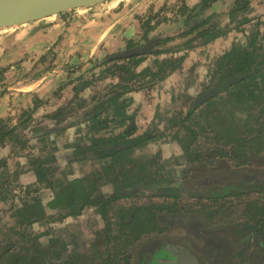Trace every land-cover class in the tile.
I'll list each match as a JSON object with an SVG mask.
<instances>
[{"label": "rangeland", "instance_id": "rangeland-1", "mask_svg": "<svg viewBox=\"0 0 264 264\" xmlns=\"http://www.w3.org/2000/svg\"><path fill=\"white\" fill-rule=\"evenodd\" d=\"M141 1L136 4L131 0H109L104 3L105 5L100 4L99 7L103 8L104 6L105 14L101 13L96 17V21L99 23H108L109 18L111 20L118 14L128 13L125 14L122 25L115 27L108 36L113 40L108 44L102 43L90 59L96 61L95 66L93 64L90 66L88 62L70 65L73 55H67L69 59L65 56L63 58L60 55L64 54L65 50L64 52L60 51L56 46L52 48V51L47 52L46 48L49 43H45L41 49L38 48L40 50L37 52L32 48L35 49L38 46L35 43H30L25 49L19 50L17 57L8 55L6 59L10 57L9 63H5L2 61L3 55H7L9 50L3 43L6 38L5 34L11 33V28L0 30V105L9 101L13 103L12 110L8 106L7 114H3V112L0 114L3 116L0 117V121L7 127H16V136L27 141L25 149L22 150L9 142L12 139H5L0 144V158H6V169L0 170V184L4 181L2 191L0 187V252L12 240L18 243L12 253L23 254L25 252L27 255L25 248L30 245L34 246L33 250L37 253H42L39 262L37 260L34 264H52V262L62 264L70 256L81 255V253L90 256L94 251L101 253L100 243L103 240L101 237L103 227L97 210L85 208L78 217L56 220L60 212L47 206V203L54 197V190L58 191L75 179H81L84 190H88L91 187V181L97 179L95 190L99 194L108 196L116 188L127 187L141 177L144 184L161 181L180 182L186 184L187 186H183L190 192L193 189V184L203 175L201 171L196 174H192L190 170L187 171L189 167H193L199 162L198 159L195 161L197 155H201L203 158L208 155V158L215 161L217 159L216 149L220 147L227 151V147H235L233 139L238 136L248 138L249 135H252L253 139L249 142H256L255 140L260 137L264 139V93L256 102L246 100L244 94L242 101H238L230 96L234 94L232 90H227L218 96H213L212 104L203 103L202 106L200 104L199 108L192 112V116L183 123L184 126H189L196 131V142L190 149L187 148L190 139L182 129L180 120L186 117L190 104L188 99H197L216 88L212 81L214 64L232 45L245 46L248 34L254 31V22L239 28L238 31L235 30L237 29L235 26L245 16L251 18L255 14L264 12V0H257V4L253 2L254 8L245 13H237L231 20L227 17V10L232 4V0H219L214 4V14L216 19H219L218 27L223 31H227V28L230 31L224 37L218 38L208 45L195 47L189 54L188 52L184 53V50H179L187 58L186 66L182 67V72L179 71L180 73L174 74V77L170 79H167L168 76L165 80L155 81L150 89L132 93L125 98V103H128L125 112L127 116H132L134 119L135 134L143 132L158 134L161 132L163 136L133 148L129 155L120 154L119 162H115L116 164L110 168H106L113 162L109 158L74 160L75 149L91 145L97 137L116 135L123 131L127 125L114 122L110 124L109 129L97 132L91 129L93 122L86 120V117L82 115L84 109H79L80 104L85 103L86 106H89L93 99H98L111 85V78L105 70L110 65L96 66L101 64L105 56L125 50L127 43H137L143 33V24L146 22L147 16L154 15L163 7H165L164 12L153 21L154 29L149 35L158 39H162L164 37L162 35L165 33L174 35L177 33L176 30H173L176 24L161 23L162 17L170 19L171 22L178 20L179 18L174 12L181 7V4L184 3L190 8L192 3L197 0H151L154 1L153 3H149L148 0ZM156 3H162V5L154 6ZM93 7L95 6L91 8ZM157 20L158 23H155ZM35 22L37 23V21ZM35 22L27 24L33 25L30 23ZM260 23L259 42L264 48V16L260 17ZM27 24L20 25L22 26L20 28L26 27L24 25ZM240 29L244 32H240ZM183 41V39H179L169 42L164 47L175 48L178 43ZM42 53L43 56L46 55L45 65L38 64L33 68V64L41 58ZM66 53L68 54L67 49ZM158 59H162V56ZM154 60V57L149 58L137 70L140 71L147 66L155 69ZM183 64H185V60ZM65 67L68 71L63 70ZM88 68L92 70L89 71ZM41 69H43L42 72ZM46 73L50 74L41 84L39 93L35 92L39 85L37 82L39 77ZM58 75L62 77L60 82L55 81ZM67 80H72L73 83L67 88H62L59 92V87ZM86 82L87 84L84 86ZM74 86L78 88V100H73ZM235 89L234 91H236ZM13 94L20 97L16 99V97H12ZM59 110L61 112L58 114ZM27 117H30L31 120L26 122ZM256 129L260 133L258 137H255L257 134H253ZM41 137L42 139L39 140ZM6 152L7 155L3 156ZM187 153L193 156L196 154L195 159L189 160ZM221 157L227 158V156ZM36 158L48 161L47 166L50 169V174L47 179L53 186L52 189L40 188L36 193L30 195V197H36L45 207L46 219L25 227L24 224H21L20 219L15 217L14 210L33 204L30 197L26 196L25 199H21L20 196L24 195V188L36 183L33 169L29 164V161ZM225 166L224 170L227 169ZM198 167H202V165L200 164ZM196 169L200 168L194 167L191 171ZM141 185L132 188L134 192L130 198L119 200L108 208V216L112 221L118 218L122 210L129 207H141V209L150 207V205L158 208L169 207V204L166 205V201H162L163 205L160 206L161 200L154 198L150 193L143 192ZM179 194L180 206L182 208L184 206L185 213H189V210L192 209L197 210L201 215L209 214L212 211L211 214L214 217L208 224L217 227H227L229 222L244 224L249 213L256 210V203L258 205L264 203V194L234 197L229 203L226 195L214 202H201L202 204L198 206L193 205L194 198H191L190 195ZM155 204L157 205L155 206ZM245 209L249 212H246ZM28 211L29 209L27 213ZM171 232L175 233L174 230ZM90 244H92V249L88 247ZM244 245L245 242L242 241V246ZM115 248L120 253L119 249L125 248V243L123 241L121 244L116 243ZM160 252L165 254L169 261L162 260L159 264H174L175 254H171L168 250ZM234 256L230 258V260L233 259L230 264H241L242 261L244 264H259L252 260L251 247L249 246ZM8 257L2 258L0 264H10L11 259L9 260ZM103 259L104 257H101L99 261L101 262ZM89 260L84 262H88V264L95 262V258ZM115 261L120 263V258L115 257ZM156 263L157 261L151 257L147 264Z\"/></svg>", "mask_w": 264, "mask_h": 264}, {"label": "trees", "instance_id": "trees-1", "mask_svg": "<svg viewBox=\"0 0 264 264\" xmlns=\"http://www.w3.org/2000/svg\"><path fill=\"white\" fill-rule=\"evenodd\" d=\"M218 0H201L195 7L189 8L184 3L181 4V7L178 9L177 14L179 16L178 22V33L175 36H186L185 42L183 43V47L185 49L191 50L197 46H205L214 40L224 37L230 30L227 28L226 30H221L219 25V19H216V15L214 14L212 7L213 4ZM253 0H234L233 7L236 9L234 11L229 12L228 18L233 19L237 13L247 12L250 10V4ZM165 7L161 9L164 11ZM160 12V11H159ZM159 12L151 17L147 18V21L143 24V39L146 40V35L148 31L152 28L150 25L151 21L156 20ZM264 16V12L255 14L251 18L245 16L239 20L237 25L235 26V30H239V28L250 25L252 22L254 25V31L248 34L247 43L245 46L232 45L230 49L223 54L214 64V70L212 74L213 86L215 84L216 88L212 89L213 96H218L227 90H232L230 96L235 100L242 101L243 94L246 97V100L258 101L264 93V48L259 42V26L260 17ZM164 19V18H163ZM163 19L161 21H163ZM230 20V21H231ZM158 23V20L155 21ZM233 29V28H232ZM234 30V29H233ZM240 32H244L240 29ZM172 37H166L163 39L164 42L172 40ZM169 38V39H168ZM163 42V43H164ZM160 44V43H159ZM131 47V42L128 43V47ZM162 56V59H158ZM150 57H154V64L156 66L155 69L151 66H147L142 68L140 71L137 68L140 67L141 64L145 63ZM185 59V55L182 56H174L172 50H163L155 52L151 55L140 56V57H131L128 59H121L115 61H109L108 56L102 59L100 65L96 67L109 66L106 70L108 76L111 78V85H109L108 90H106L98 99H93L89 106L86 104H80L79 109H84L83 116L86 117V120L92 121L91 129L95 131H104L109 129L110 124L116 122L119 124L126 123L125 129L117 135L111 137H97L94 139V142L82 149H75L74 160H90V159H111L113 161L110 165L104 166L106 168H110L114 166L120 160V154L124 151H131L133 148L144 145L146 142L158 139L163 136V133L152 134L148 132H143L141 134H135L136 127L134 123V119L132 116H127L125 109L128 106V103H125L126 96L130 93L139 92L145 89H150L155 81L165 80L171 74L178 72L182 69V64ZM90 65L95 66L96 61H89ZM94 69V68H93ZM92 69L90 68L89 71ZM103 72H105L103 70ZM106 72L104 74H106ZM97 77L96 75H93ZM101 79V77H99ZM72 80H67L63 83L59 88V92L62 88H65L71 85ZM87 84L84 83V86ZM83 86V87H84ZM239 88L236 90L235 88ZM74 88V96L73 100H78V88ZM82 88V87H81ZM211 88V87H210ZM234 89L236 91H234ZM234 91V92H233ZM258 92V93H256ZM58 94V93H57ZM212 96V97H213ZM211 97V98H212ZM208 99L205 104H212L211 101L213 99ZM190 101L188 111L186 113V117L180 120V125H182V129L186 132L189 137V142L187 148L190 149L192 145L196 142V131H194L189 126H184L183 123L187 121V119L192 116V112L195 109L199 108L200 104H195L196 99H188ZM202 106V105H201ZM61 111H58V114ZM25 120L26 122L31 120L30 117ZM88 118V119H87ZM264 126V124H263ZM261 127V126H260ZM16 127H7L3 122L0 121V144L5 139H12L11 144L18 146L21 150L26 147V140L23 138L19 139L16 136ZM253 134H257L255 137L260 136L259 130H254ZM153 136H157L156 138H152ZM42 139L39 138V140ZM253 136L249 135L248 138H240V136L233 139L235 142V147L232 148L231 154L233 156L239 158H247L246 152L250 150H260L262 146L254 147L253 142H248L252 140ZM261 143L264 142L261 137L259 140ZM187 149V151H188ZM238 151H241L243 154L239 155ZM219 152L220 156H227V151L222 150L220 147L216 149ZM190 152V151H189ZM188 154V153H187ZM93 156V157H92ZM196 154L190 155L188 154L187 158L191 161L194 160ZM5 157L0 158V170L6 169ZM33 169V173L36 178V183L31 184L28 187L24 188L23 196H20L21 199H25L26 196L30 197V195L36 193L40 188H51L52 183L47 179L48 174H50V169L47 164L48 161L45 159L40 160L39 158L32 159L29 161ZM105 169V168H104ZM247 179L240 180V187L228 185L229 188H221L216 193H211L209 196L211 198H222L229 193L238 192L237 190H244L248 188L250 185L255 188H259L264 191V173H248ZM97 179H93L91 181V187L88 190H84L81 179H75L68 182L66 185L61 187L58 191L54 192L53 199L47 203V206L50 209H57L60 212V215L56 217V220H62L68 217H78L82 214L83 210L87 207H94L99 216L102 217L103 220H107V206L111 204L113 201L118 200L120 198L129 197L132 193L129 194H121L124 191L128 192L135 185L142 184V190L146 193H152L154 198H161L163 196L173 198V203L169 204L171 206V213L177 207V199L179 193H182L180 186L175 185V183H142V178H137L131 185L127 187L116 188L110 195L105 196L103 194H99L97 190H95V183ZM3 183L1 182V191L3 190ZM230 189H233L232 191ZM33 204L26 205L24 207H19L14 210L15 217L20 219L21 224H24L25 227L31 225L34 222H41L46 219V211L45 207L39 202L36 197H30ZM24 201V200H23ZM29 206L28 208H26ZM157 207L151 206V209H156ZM29 209L28 213L27 210ZM11 211V210H10ZM149 212V221L152 226H149L150 230L154 229V224H156V220L154 219V212ZM170 213V214H171ZM24 214V215H23ZM264 222V221H263ZM259 225L260 222H255ZM18 245L17 242L9 241L6 247L0 252V263H2V258L5 256H9L10 264H34L37 260L42 257V253H37V251L33 250L34 246L25 248L27 255L25 252L23 254L12 253L13 249ZM33 245V244H32ZM94 249V245H93ZM121 255V254H120ZM104 259L100 262V258ZM114 254L110 252H105L104 254L98 253L94 251L90 256L86 255H75L70 256L66 259L62 264H88V262H84L85 260H89L91 258H95V262H91L89 264H116L114 261ZM128 258L126 260H122L123 264H128ZM153 260H156L159 264L160 261H169L167 256L164 254L154 253L152 255ZM174 258V256H172ZM90 261V260H89ZM37 262V263H38ZM51 264V263H48ZM52 264H55L52 262Z\"/></svg>", "mask_w": 264, "mask_h": 264}, {"label": "flooded vegetation", "instance_id": "flooded-vegetation-1", "mask_svg": "<svg viewBox=\"0 0 264 264\" xmlns=\"http://www.w3.org/2000/svg\"><path fill=\"white\" fill-rule=\"evenodd\" d=\"M108 1H105L101 4L103 5ZM200 1L201 0H199L194 6L190 8L195 7ZM218 2L219 0L216 3ZM231 2L232 4L229 6V9L227 10V17L229 12L236 10L232 6L234 0H232ZM253 2L257 4L258 1L257 0L251 1L250 9L255 7V5L253 6ZM214 4L212 7L213 12L215 10ZM98 5L100 6V4ZM75 9L78 8L66 10L56 15L65 14L67 13V11H71ZM177 11H175L174 14L177 15V17L179 18ZM156 12H159V14L162 15L164 11H161V9H159ZM151 15L152 14L148 15L147 18L151 17ZM178 20L171 22L170 19L165 18L161 23H175L176 25L173 30L174 31L176 30L178 33L177 30L178 22H179ZM153 21H151L150 23L152 28L148 31L146 35V40L144 41L143 36L141 35V38L140 40H138L137 43L135 44L131 43L132 44L131 47L130 46L128 47V43H127V47L125 48V50L133 47L145 45L149 41H153V40L156 41V43L153 44L152 46V49H155V51L146 55H151L155 52L168 49V50H172L174 56H182L185 55L184 53L193 50V49L188 50L183 47V43L188 38H186V36L182 37L181 36L182 34L180 36L179 35L175 36L177 35V33H175L174 35L172 33H165L164 35L160 34L164 36L162 39H158L150 36L149 34L154 29ZM172 36H174L172 40H169L167 42L163 41L164 38L172 37ZM179 39H183L184 41L182 43L181 42L178 43L175 48L164 47L169 42H173ZM52 48L53 46L50 47L49 51H52ZM162 48H166V49H162ZM157 49L159 50L156 51ZM179 50H184V53L179 52ZM117 53H113L109 55L108 60L111 56ZM146 55H141V56H146ZM135 57H140V56H135ZM185 59H186V55H185ZM41 61L42 63H44L43 62L44 58L42 57L39 58L33 64V68H35ZM89 69L90 68H88V70ZM201 105H203V103H201ZM260 138L258 140H255L256 142L253 143V145L255 148L257 146H262V148L260 150L253 149L247 151L246 152L247 158L245 157L239 158L233 156L231 154L233 147H227L226 159L222 158L219 152H216L215 154L217 155L216 157L217 159H215V161L214 159L208 158V155H206L204 158L201 155H197L196 159L195 158L194 159L195 161L198 159L199 162L193 165V167H189L187 171L190 170L192 174H196L201 171L203 175L202 178H198L196 183L193 184L194 185L193 189L190 192L186 189V187H184L186 184H182L176 181H161V182L175 183V185L180 186L182 193H186L190 195L191 198H194L193 205L199 206L202 204L201 202L217 201L220 197L211 198V196L209 195L212 192L216 193L221 188L224 187L227 188V184L232 186L236 185L237 187H240L239 183L242 180L247 179V176L249 175L248 173H253V172L258 174L264 173V142L261 143L259 141ZM237 152L239 155L243 154L241 151L237 150ZM130 153L131 151H124L119 154L129 155ZM219 161H221L222 163H220ZM200 164L202 165V167H198ZM225 165L227 166V169L224 170L223 167ZM194 167L200 169L191 171V169H193ZM260 174L258 176H260ZM260 178L264 179L263 177ZM161 182L158 183L160 184ZM237 191L238 192H233V193L231 192L227 194L228 203L234 197H239V196L246 197V196L264 194V191H262L259 188H255L252 185H250L248 188L244 190H240V191L237 190ZM133 192H134L133 189H131L128 192L126 191H124L123 193L121 192V194L124 195L129 193L133 194ZM150 195L153 196L152 193H150ZM131 196L120 198L118 200L113 201L111 204L107 206L106 208L107 211L108 208L113 203H116L117 201L122 199L130 198ZM157 199L161 200V203L159 204L160 206L163 205L162 201L164 202L166 201V205L173 203V198H169L166 196H163L161 198L157 197ZM179 199L180 196L177 199V203H178L176 206L177 208L173 210L172 213L170 210L171 206L163 207V208L157 207L156 209H151V205H150V207H145L143 209H141V207L139 208L129 207L126 210H122L121 213L118 215V218L114 221H112L108 215L106 221L103 220L101 216H98L100 221L102 222V227H103L101 231V237L103 238V240L100 243L101 244L100 247H102L101 252L104 254L107 251L110 252L111 254H114L113 257L114 261H115V257L118 256L120 258V263L115 261L116 264H123L122 260H126V257H129L127 260L128 264H147L155 252L156 253L159 252V254H162L160 252L161 250H168L171 254L176 255L174 264H230L231 261L233 260V259L230 260V258L235 257L234 255H236L237 252L240 253L243 249L249 246L251 247L252 260L259 264H262V262H264V222H263L264 203L263 204L261 203L260 205L256 203L257 204L256 210L249 213V216L244 222V224H236L229 222L227 223V227L225 226L217 227L215 225L212 226L208 224L211 222V219L214 217L211 214L212 211H210L209 214L206 213L205 215H201L197 210H193V209L191 211L189 210V213H185L184 206L183 208L180 206ZM211 204H215V203H211ZM156 205L157 204H155V206ZM87 208H94V207H87ZM148 211L154 212V219L156 220V224L153 225L154 226L153 230L149 229V226H152V224H150L149 221ZM245 211L249 212L247 211V209H245ZM255 222H260V223L258 225ZM171 230L172 231L174 230L175 233H172ZM122 241L125 243V248L119 249L120 250L119 253L117 252L118 250H116L115 246L116 243L121 244ZM242 241L245 242L244 246H242ZM88 247H91L90 249H92V244L88 245ZM82 254L83 253H81V255ZM241 264H244V262L242 261Z\"/></svg>", "mask_w": 264, "mask_h": 264}, {"label": "crops", "instance_id": "crops-1", "mask_svg": "<svg viewBox=\"0 0 264 264\" xmlns=\"http://www.w3.org/2000/svg\"><path fill=\"white\" fill-rule=\"evenodd\" d=\"M131 1L137 4L141 0H131ZM148 1L149 3L154 2L151 0ZM198 1L199 0H197L195 3H192L193 5L191 4L190 5L194 6ZM141 2L144 1L142 0ZM160 5H162V3L159 4L156 3L154 6H160ZM101 13L105 14L104 6L103 8L99 7V5L93 8L91 7L78 8L75 10L67 11V13L65 14L49 16L44 20L37 21V23L36 22L30 23L33 25H29V24L24 25L26 26L24 28H20L22 26L12 27L10 30L11 33L5 34L6 38H4L5 40L3 44L5 48L9 50V52L7 51V55H3L2 61L5 63H9L8 61L10 60V57L9 59H6L8 55L17 57L19 54V50L25 49L27 45H29L30 43H35L38 46L35 49L32 48V50H35V52L40 50L45 43L47 44L49 43L48 47L46 48L47 52L50 50L51 46L53 47L56 46L60 51L64 52L65 50V53L60 55L63 58L65 56L69 59L67 55H73L72 56L73 61L70 63V65L79 64V63L85 64L97 52V48L102 43L108 44L110 43L111 40H113V38H110L108 36L112 33L115 27L117 26L119 27L122 25V22L124 21L126 16L125 14H127L128 12L127 13L125 12L124 14H118L115 16L116 18H113L111 20L109 18L108 23L106 22L99 23L96 21V17L101 15ZM66 49L68 54L66 53ZM190 52L191 51H189L188 54ZM40 56L42 57L43 53ZM42 58H46V55L43 56ZM43 62L44 63H42L41 61L40 63L41 65L44 66L45 59ZM186 63H187V58L185 59V64H183L182 66L183 68L186 66ZM43 69H41V72ZM63 70L68 71L66 67ZM180 71L182 72L183 69H181ZM176 73H180V72L178 71L171 74L167 79L174 77V74ZM48 74L50 73L43 74L42 76L39 77L37 81L39 82V85L37 86L35 92L39 93L40 86L44 82V79H46ZM61 78H62L61 75H58L55 81L60 82ZM12 97H16L17 99L20 96L17 94H13ZM8 106H10V110H12L11 107H13V103L9 101L8 103L4 102V105H0V114L2 112L3 114H7ZM4 109L6 111H3ZM6 155L7 152L3 156Z\"/></svg>", "mask_w": 264, "mask_h": 264}, {"label": "water", "instance_id": "water-1", "mask_svg": "<svg viewBox=\"0 0 264 264\" xmlns=\"http://www.w3.org/2000/svg\"><path fill=\"white\" fill-rule=\"evenodd\" d=\"M108 0H0V30L29 22H35L74 8L92 7ZM156 41L121 51L109 58V61L127 59L154 52ZM157 49L156 51H158ZM213 96L206 93L196 99L195 104L206 102Z\"/></svg>", "mask_w": 264, "mask_h": 264}]
</instances>
